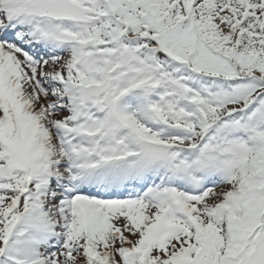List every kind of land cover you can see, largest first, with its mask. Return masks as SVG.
I'll list each match as a JSON object with an SVG mask.
<instances>
[{
  "label": "snow or ice",
  "instance_id": "1",
  "mask_svg": "<svg viewBox=\"0 0 264 264\" xmlns=\"http://www.w3.org/2000/svg\"><path fill=\"white\" fill-rule=\"evenodd\" d=\"M0 264H264V0H0Z\"/></svg>",
  "mask_w": 264,
  "mask_h": 264
}]
</instances>
